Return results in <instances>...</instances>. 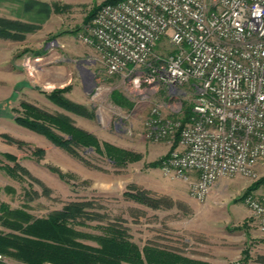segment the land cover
Returning <instances> with one entry per match:
<instances>
[{"label":"rangeland","instance_id":"1","mask_svg":"<svg viewBox=\"0 0 264 264\" xmlns=\"http://www.w3.org/2000/svg\"><path fill=\"white\" fill-rule=\"evenodd\" d=\"M103 1L0 0V205L37 218L75 202L81 211L70 223L81 232L102 235L115 226L140 248L207 264H264V232L244 201L261 191L264 164L249 177H222L203 201L190 194L193 174L172 176L153 165L175 147V140L144 135L143 121L165 90L150 92L141 82L135 91L130 75L107 74L100 52L83 41L89 14ZM169 50L161 41L155 54ZM60 89L78 111L50 98ZM22 102L137 156L115 165L94 147H75V155L20 124ZM0 231L8 229L0 224ZM2 255L4 264H27Z\"/></svg>","mask_w":264,"mask_h":264},{"label":"built area","instance_id":"2","mask_svg":"<svg viewBox=\"0 0 264 264\" xmlns=\"http://www.w3.org/2000/svg\"><path fill=\"white\" fill-rule=\"evenodd\" d=\"M82 39L100 52L107 74L130 75L135 91L141 82L165 90L144 135L177 136L160 167L193 174V198L203 201L222 177H249L264 164V0L106 2ZM161 41L171 50L155 54ZM244 201L264 232V179Z\"/></svg>","mask_w":264,"mask_h":264},{"label":"trees","instance_id":"3","mask_svg":"<svg viewBox=\"0 0 264 264\" xmlns=\"http://www.w3.org/2000/svg\"><path fill=\"white\" fill-rule=\"evenodd\" d=\"M114 1L117 0L99 3L88 19L100 4ZM59 91L61 89L50 93V98L64 108L78 111V105L60 96ZM21 107L22 114L16 117L20 124L44 134L75 155H78L75 147H94L115 165H123L137 156L108 142H100L93 134L73 126L66 117L46 113L27 102H22ZM54 129L62 130L69 137H61ZM177 139L176 136L174 145ZM165 156L153 162V165L161 166ZM263 179L264 176L259 181L262 183ZM127 195L141 199L140 195L133 192ZM80 211V204L73 202L46 217L34 218L25 211L1 204L0 224L8 231H0V253L27 264H121L123 261L133 264H207L151 246L140 248L126 237L123 228L110 226L106 228L109 232L102 235L81 232L70 223ZM83 238H91L97 245L85 243ZM258 260L262 261V255L258 256ZM0 264L4 263L0 260Z\"/></svg>","mask_w":264,"mask_h":264},{"label":"crops","instance_id":"4","mask_svg":"<svg viewBox=\"0 0 264 264\" xmlns=\"http://www.w3.org/2000/svg\"><path fill=\"white\" fill-rule=\"evenodd\" d=\"M188 258V257H187Z\"/></svg>","mask_w":264,"mask_h":264}]
</instances>
